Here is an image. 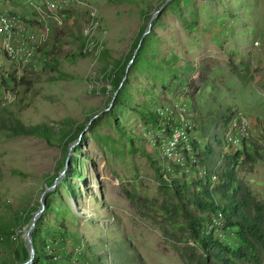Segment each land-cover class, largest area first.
Returning a JSON list of instances; mask_svg holds the SVG:
<instances>
[{
  "label": "rangeland",
  "instance_id": "1",
  "mask_svg": "<svg viewBox=\"0 0 264 264\" xmlns=\"http://www.w3.org/2000/svg\"><path fill=\"white\" fill-rule=\"evenodd\" d=\"M164 1L71 0L58 11L64 22L58 29L26 0H0L20 20L37 27L46 21L54 28L43 50L57 61L55 68L30 63L23 72L32 78L28 85L13 80L17 66L0 54V100L25 123L43 122L53 132L46 139L0 128V264L25 259L18 254L26 244L24 229L41 201L36 222L60 232L47 237L56 241L51 248L74 250L78 244L69 233L78 230L94 245L99 235L124 239L141 264H186L175 245L194 242L176 196L162 182V167L170 172V162L186 166L190 183H204L192 167V142L203 144L207 137L197 125L169 152L168 114L169 108L176 112V103L198 123L218 108L250 117L244 157L230 158L233 166L218 162L219 178L211 184L223 183L221 171L230 173L235 181L229 192L241 186L237 181L264 202V0H168L142 38L149 36L143 60L129 63L119 78ZM92 15L99 26L95 34H103L97 57L83 52ZM119 79L125 93L115 105ZM160 107L162 113L156 112ZM206 225L205 232L237 248L236 230L229 233L222 220Z\"/></svg>",
  "mask_w": 264,
  "mask_h": 264
},
{
  "label": "trees",
  "instance_id": "2",
  "mask_svg": "<svg viewBox=\"0 0 264 264\" xmlns=\"http://www.w3.org/2000/svg\"><path fill=\"white\" fill-rule=\"evenodd\" d=\"M54 23V26L59 29L60 26L56 24V21ZM53 30L54 28H51L49 38H51ZM148 37H144L141 41L142 43L140 42L136 56L129 57L126 65L120 69V75L121 73L123 74L119 78H123L129 63V67H133L143 60L145 42ZM48 41L40 48L42 51H44L43 48L48 44ZM138 42L139 40L135 43V47ZM44 54L48 55V57L46 56L47 60L44 66L55 68L57 61L50 56L51 52L44 51ZM27 75L22 74L19 78H13V80L29 85L32 82V78H28ZM49 78L53 79L57 78V76L50 75ZM124 82L123 79H119L116 82L115 105H119L121 99L124 97L125 92L122 89L125 85ZM4 101L0 100V128L7 129L12 135L35 134L43 136L46 139L51 138L53 132L49 125L43 122L25 123L15 112L8 109ZM168 118H170L169 126L172 130V126L176 124L177 117L175 115L172 118ZM230 118L231 113H228L227 109L223 110L221 108H218L209 118H200L199 123L193 118H190L195 122L193 129L199 127L207 137L206 142L203 144L196 140L192 142L193 149L196 152L192 167L205 171L203 173L204 183H202L201 179H198L199 177H197L198 183H190L185 173L188 169L186 166H180L170 162L173 167V170L170 172L165 167H162L165 172L162 182L176 196L177 203L175 206L184 216L190 236L194 242V244L188 242L187 244L182 243L179 246L175 245L180 257L186 264H194V261H197L199 264L260 263L264 260V202L255 200L249 190L242 189L244 186L237 181L236 183L241 186L229 192L232 188L233 181H235L230 173L227 174L221 171L220 176L223 178V183L219 185L211 184V182L217 181L213 180L211 175L214 172L218 175L215 168L218 162L225 161L228 165L233 166L234 164H231L232 160L230 158L239 159L241 154L244 157L241 146L246 139L242 141L236 151H233L230 147L231 145L228 144L225 138ZM185 152L187 153V151ZM178 171H181L180 176L173 174ZM68 173L69 171L66 170L65 174ZM195 208L207 210L209 214L202 215ZM216 219L224 222L229 233H232L230 231L234 233V230H236V233L240 235L241 241L235 250H231L219 241L214 234L204 231V228L207 226L206 224L208 226H215L218 223V221H214ZM220 231L222 232L223 229L220 228ZM42 232H45V234ZM58 233L60 232L44 229L39 221L35 223L31 231L32 241L35 245V254L30 264H59L56 258L60 260V264H83L80 263L82 260L84 264H141L138 254H136L130 244L124 239L99 235L97 237L98 242L94 245L89 242V238H86L78 230H71L69 236L78 244V246L76 245L73 248L74 250H70L60 244L57 246L54 245L53 248L49 247L50 245L56 244V241L48 239L47 237ZM198 248L201 249V252L197 251ZM18 254H22V257L26 259L29 254L28 246L21 244Z\"/></svg>",
  "mask_w": 264,
  "mask_h": 264
},
{
  "label": "built area",
  "instance_id": "3",
  "mask_svg": "<svg viewBox=\"0 0 264 264\" xmlns=\"http://www.w3.org/2000/svg\"><path fill=\"white\" fill-rule=\"evenodd\" d=\"M43 19L51 17L56 21L58 26L62 25L63 16L58 13L59 9L64 8L71 0H42L43 6L37 4L35 0H26ZM99 28L97 20L92 19L88 22L84 30V47L83 52L98 56L103 48V34H95ZM51 32L50 25L44 23L37 27L20 20L13 12L0 7V54L3 59L12 62L17 66L18 78L23 74L30 63H35L36 68H43L47 57L40 48L49 39ZM159 107V106H158ZM162 107L157 108L158 113ZM176 112L169 108L172 114L168 117L176 115V124L172 126L171 136L167 141V149L173 152L177 149L179 143L187 138V132L195 125V122L187 117L186 110L179 104H175ZM252 132L251 119L242 111H236L231 114L228 129L225 133V138L231 149L236 151L244 139H247ZM204 170H199L203 174ZM211 177L217 178L214 172ZM217 222L218 220H214ZM212 226V225H211ZM221 233V232H220Z\"/></svg>",
  "mask_w": 264,
  "mask_h": 264
},
{
  "label": "water",
  "instance_id": "4",
  "mask_svg": "<svg viewBox=\"0 0 264 264\" xmlns=\"http://www.w3.org/2000/svg\"><path fill=\"white\" fill-rule=\"evenodd\" d=\"M168 0H165L159 8L155 9L153 11V13L151 14V16L149 17L148 19V22H147V25L144 29V31L142 32L140 38H139V42L137 44V46L135 47L134 49V52H133V56L135 55L137 49H138V46L143 38V36L150 30L151 26H152V19L157 15V13L159 12L160 8L164 5V3H166ZM131 61V60H130ZM127 72V67H126V70ZM126 76V73L125 75L123 76V78ZM43 204H42V201H41V207L40 209L37 210V212L33 215L32 219H31V222L29 223V225L24 229V233H23V236H24V239H25V243L26 245L28 246V251H29V254H28V257L24 260H22L19 264H30L34 258V254H35V245L32 241V236H31V231L36 223V219L38 218V216L40 215V213L42 212V209H43Z\"/></svg>",
  "mask_w": 264,
  "mask_h": 264
}]
</instances>
